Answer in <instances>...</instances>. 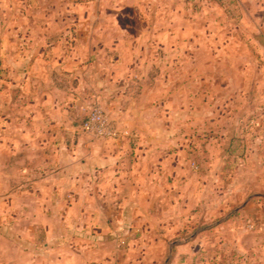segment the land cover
<instances>
[{"label":"rangeland","instance_id":"374dc122","mask_svg":"<svg viewBox=\"0 0 264 264\" xmlns=\"http://www.w3.org/2000/svg\"><path fill=\"white\" fill-rule=\"evenodd\" d=\"M30 20L88 22L85 35L108 39L88 62L110 90L81 100L87 107L74 123L79 179L85 164L109 162L105 151L122 146L84 131L86 108L99 104L131 138L125 164L140 166L128 200L141 189L136 203L106 204L79 188L72 234L50 218L51 234L33 245L7 235L12 221L0 204V264H245L229 185L248 179L234 171L247 151L232 129L260 117L264 0H0V99L12 62L3 53L14 46L4 38L40 34L21 26Z\"/></svg>","mask_w":264,"mask_h":264},{"label":"crops","instance_id":"0c3cea01","mask_svg":"<svg viewBox=\"0 0 264 264\" xmlns=\"http://www.w3.org/2000/svg\"><path fill=\"white\" fill-rule=\"evenodd\" d=\"M102 7L101 11L107 8ZM87 23L30 20L21 26L41 28L40 34L4 38V44L14 46L3 53L12 62L6 67V99H0V204L6 205V218L12 221L7 235L18 234L31 245L51 234L46 224L50 218L68 222L72 234L79 188L97 202H138L135 194L141 184L132 178L140 166L123 160L129 136L114 140L121 147L105 151L109 162L85 164L86 178L79 179L76 117L90 98L103 99L110 90L103 80L94 78L88 62L97 52L95 45L107 44L108 39L85 35ZM64 26L69 28L65 33H56ZM46 28H54V35L46 34ZM261 104L260 117L252 119L250 129L241 124L232 129L235 143L243 137L247 151L234 171L248 179L245 183L231 180L229 185L231 202L239 203L231 215L240 224L235 229V249L245 264H264V99ZM131 180L138 186L128 200L125 189L131 187ZM41 244L45 246L44 241Z\"/></svg>","mask_w":264,"mask_h":264},{"label":"built area","instance_id":"2783aa9c","mask_svg":"<svg viewBox=\"0 0 264 264\" xmlns=\"http://www.w3.org/2000/svg\"><path fill=\"white\" fill-rule=\"evenodd\" d=\"M83 129L87 133L103 139H120L122 137V133L114 121L99 104L93 105L88 112Z\"/></svg>","mask_w":264,"mask_h":264}]
</instances>
